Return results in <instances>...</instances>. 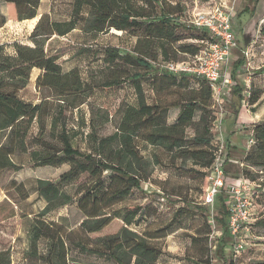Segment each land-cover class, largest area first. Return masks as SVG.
Instances as JSON below:
<instances>
[{
  "label": "rangeland",
  "instance_id": "rangeland-1",
  "mask_svg": "<svg viewBox=\"0 0 264 264\" xmlns=\"http://www.w3.org/2000/svg\"><path fill=\"white\" fill-rule=\"evenodd\" d=\"M165 1L164 5L170 6L165 8L167 11L172 9L171 6L179 5L184 10L183 18H188L190 13L206 10L219 0ZM221 1L232 6L235 11L233 30L237 47L229 61L230 75L233 63L240 59L243 62L237 69L236 77L231 75L232 85L222 90L218 96L211 95L207 119L211 151L218 156L220 150L225 148L230 160L227 167L233 172L244 167L243 159L250 148L247 133L252 130V123L246 117L252 116L260 121L264 119V0ZM134 2L136 6L144 5L142 0ZM246 6L254 9L250 20L249 12L237 17V13ZM72 10L73 0H40L37 11L41 15L48 13V20L66 21L71 18ZM89 19V8L83 5L76 18V29L71 32L62 36H47L44 34L47 29V21L44 19L34 36H31L36 23L27 19L17 20L15 12L9 11L7 4L0 1V45L5 53L14 55L13 43L34 46L38 42L48 55L58 57L57 62L63 71L74 67L79 69L85 84L84 90L79 96L68 98L66 103L61 101L63 98L54 90L36 86V78L42 74V70L38 68L31 69L27 85L18 94L25 101L40 103L44 100L50 105L51 113L56 117V127L54 133H50V117H45L43 137L47 141L58 144L57 135L65 128L72 145L81 151L90 149L91 131L100 137L112 134L116 131L125 106L136 104L130 77H119V83L113 86L104 85L118 76L115 70L117 68H112V64L105 62L104 50L116 48L122 54L131 53L136 38L130 32L113 28L98 34L86 31ZM179 34L183 38L175 46L180 43L199 45L191 36L199 32L181 29ZM178 56L184 59V55ZM117 63L125 66L131 74L143 72L138 66L122 61ZM201 81L196 77L178 76L174 80L169 79L167 82L172 84L168 86L166 83L153 81L148 73L141 77L148 103H153L155 99L166 104L175 103L189 89L199 88ZM234 87L240 88L239 97L237 92H233ZM250 95L259 97L258 103L248 104ZM177 112L178 108L169 109L167 123L175 121ZM199 114L200 111H196L195 121ZM37 131V124L33 123L28 139ZM203 131L196 125L188 126L185 131L187 145H193V137ZM136 144L141 154L150 160L152 173L148 180L141 182L139 188L132 189L129 196L112 205L107 212L121 215L127 206H139L141 211L128 228L153 238L150 242L161 249L157 258L159 264H264V195L254 200V222L249 225L250 233L242 231L238 235L244 243V249L233 252L230 245L233 238L227 228H223L218 222L222 213L219 202L215 200L212 205L203 203L210 167L185 159L182 152L170 154L161 146H152L139 139ZM37 147L35 143H28L29 150ZM12 159L21 168L0 174V250H8L10 264H45L43 254L46 251V241L40 240L35 251L28 237L31 220L45 206L44 199L35 191L36 179L56 182L69 165L64 163L35 168L28 152H16ZM250 168L254 173H260L259 168ZM108 175L109 172L104 173L105 177ZM88 180L89 177L82 174L76 181L65 185L64 190L75 195L76 187ZM26 192L28 197L23 198ZM223 195L226 193H222V197ZM76 206L73 201L44 216L47 221L58 223L68 231V264H113L99 254L80 250L79 245L81 243L94 247L96 237L119 231L123 226L122 220L113 218L106 227L89 236L79 228L83 216Z\"/></svg>",
  "mask_w": 264,
  "mask_h": 264
},
{
  "label": "trees",
  "instance_id": "trees-1",
  "mask_svg": "<svg viewBox=\"0 0 264 264\" xmlns=\"http://www.w3.org/2000/svg\"><path fill=\"white\" fill-rule=\"evenodd\" d=\"M7 4L9 11L15 12L17 20L36 17L40 0H0ZM144 5L136 6L134 0H73L72 16L66 21L48 20V13L42 14L36 22L32 35L46 19L45 35H65L76 29L77 16L83 5L89 8L90 19L87 21L86 31L98 34L110 28L130 32L135 38L131 53L122 54L116 48L104 50L105 62L117 68L118 76L104 83L113 86L119 83V77L132 79L136 94V104L126 105L120 121L112 134L105 137L91 131L89 135L90 149L81 151L71 143L68 131L64 128L58 133V144L47 141L43 137L45 117H50L49 132L54 133L56 117L51 113L48 103H31L23 100L18 92L29 80L32 68L42 70L36 78L37 87H47L60 96L66 103L68 98L77 97L84 90V82L77 67L63 71L57 62L56 55H48L43 45L35 42L34 46L13 43L14 55L4 52L0 45V174L7 170L17 171L20 164L15 163L12 156L16 152L29 154L33 167L59 166L68 164L56 182L46 179H36L35 191L45 201L43 209L33 217L28 229V237L32 248L36 251L40 240L46 241V251L43 254L45 264H68V246L66 238L68 231L53 221H47L44 216L62 206L76 203L83 219L79 228L87 235L99 232L106 227L113 218H120L123 226L113 234L96 237L94 247L79 245L86 253L99 254L111 260L113 264H159L158 256L161 249L150 241L152 237L140 235L128 228L134 223L135 217L141 209L137 205H129L123 214L107 212L115 203L130 195L132 189L139 188L142 181L149 179L152 168L150 160L141 154L136 141L139 139L152 146H161L170 154L182 152L185 159H191L203 167H211L216 153L211 151V135L209 120L207 119L212 89L205 79L200 78L199 88H191L177 102L166 104L155 99L148 103L141 84V77L145 73L152 76L153 81L166 83L175 77H193L191 75H173L163 71L158 65L162 61H179L178 54H195L201 45L191 43L175 44L183 37L181 29L199 32L191 35L194 40L206 37L204 30L187 26L183 20L184 10L179 5L170 7L165 0H142ZM159 4V5H154ZM249 12L250 18L254 9L244 7L237 13V17ZM247 20V21H248ZM244 23V25L247 23ZM242 33V31H239ZM122 61L143 69L142 73H129ZM242 59L232 65L231 75L236 77ZM195 78V77H194ZM239 87H234L239 97ZM259 97L250 95L248 104L258 103ZM170 108H178L173 123H167ZM196 111H200L197 121L194 120ZM33 123L37 124V133L28 139L29 129ZM196 125L202 128L193 137V145H187L186 128ZM254 144L244 157V167L233 172L227 167L230 163L225 148L222 150V165L229 178L242 177L258 182L254 200L264 195V120L252 123ZM35 143L37 148H28V143ZM227 150V148H226ZM250 167L259 168V174ZM105 172H109L107 177ZM89 177L87 183L75 189V195L64 190V186L76 181L80 175ZM224 189L216 197L221 209L218 222L227 228L228 205ZM76 196V197H74ZM24 193L23 198H27ZM74 197V198H73ZM252 225V224H251ZM228 230V228H227ZM250 233V230L248 231ZM226 246V245H225ZM0 264H10L8 250H0Z\"/></svg>",
  "mask_w": 264,
  "mask_h": 264
},
{
  "label": "built area",
  "instance_id": "built-area-1",
  "mask_svg": "<svg viewBox=\"0 0 264 264\" xmlns=\"http://www.w3.org/2000/svg\"><path fill=\"white\" fill-rule=\"evenodd\" d=\"M234 16L233 7L221 0L214 2L206 10L190 13L182 22L206 32L203 40H195L201 45L200 50L195 54H184V59L179 61H162L158 64L160 68L173 75L186 74L205 79L212 89L213 96H218L222 90L232 85L228 65L232 52L237 47L233 30ZM247 135V144L251 146L254 144L252 130ZM221 153L220 150L209 169L203 203L212 205L224 189L228 205L227 228L233 238V243L230 245L232 251L237 253L244 249V243L238 237L239 233L248 232L249 225L254 222V195L259 184L242 177H227L222 165Z\"/></svg>",
  "mask_w": 264,
  "mask_h": 264
},
{
  "label": "crops",
  "instance_id": "crops-1",
  "mask_svg": "<svg viewBox=\"0 0 264 264\" xmlns=\"http://www.w3.org/2000/svg\"><path fill=\"white\" fill-rule=\"evenodd\" d=\"M40 15H41V14H39L38 11H37V15H36V17H34V18H32V19H28V20H29V21H30V20L33 21V24H35L36 21L38 20V18H39ZM246 118H250V119H249V122H251V123H256V122H259V121H260L259 119H255V118L252 117V116H251V117L249 116V117H246ZM246 118H245V119H246ZM262 120H264V119H262ZM262 120H261V121H262ZM241 121L244 122L245 120H244V121L241 120Z\"/></svg>",
  "mask_w": 264,
  "mask_h": 264
}]
</instances>
